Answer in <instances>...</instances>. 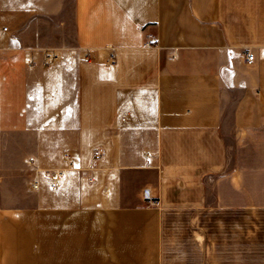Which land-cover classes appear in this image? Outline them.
I'll list each match as a JSON object with an SVG mask.
<instances>
[{"label": "crops", "instance_id": "crops-1", "mask_svg": "<svg viewBox=\"0 0 264 264\" xmlns=\"http://www.w3.org/2000/svg\"><path fill=\"white\" fill-rule=\"evenodd\" d=\"M185 211L264 255V0H0V264H165Z\"/></svg>", "mask_w": 264, "mask_h": 264}, {"label": "rangeland", "instance_id": "rangeland-1", "mask_svg": "<svg viewBox=\"0 0 264 264\" xmlns=\"http://www.w3.org/2000/svg\"><path fill=\"white\" fill-rule=\"evenodd\" d=\"M31 182V177L29 178ZM13 189L23 190L16 185ZM28 199V195H10V202L20 204ZM30 199V198H29ZM198 214L197 212H181L179 218L172 220L169 236L164 247L165 264H225L224 228L216 227V222L225 218L223 214ZM201 219L210 226L201 228L205 238H200V228L194 226V221ZM261 257L250 255V264H264V255Z\"/></svg>", "mask_w": 264, "mask_h": 264}, {"label": "built area", "instance_id": "built-area-1", "mask_svg": "<svg viewBox=\"0 0 264 264\" xmlns=\"http://www.w3.org/2000/svg\"><path fill=\"white\" fill-rule=\"evenodd\" d=\"M156 43V38L153 34H148L147 36V41L145 42L144 46L145 47H152L154 44ZM58 58V55L55 51L53 50H46L44 51V63L45 64H51L52 62H55ZM91 55L90 53H87L85 55V59L86 60H90ZM255 60V57L253 55H248V63L252 64ZM110 62L111 64H116V59H115V55L112 54L111 58H110ZM102 157L101 153H98L95 158L96 160H99ZM65 158L66 160L70 163V167L72 166L71 158L69 156L68 153L65 154ZM33 159L31 158L29 160V163L32 164L33 163ZM41 170L40 169H34L33 170V175L31 177V186L34 190H38L41 186V179L39 177ZM68 172H69V167L68 168H60V169H54V170H48L47 174L48 176L55 182V183H61L64 182L67 179L68 176ZM146 201L148 202V204L150 206H158L159 202L155 201L151 196H147L146 197Z\"/></svg>", "mask_w": 264, "mask_h": 264}]
</instances>
